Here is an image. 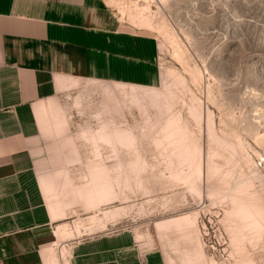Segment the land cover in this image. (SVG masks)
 <instances>
[{"label": "rangeland", "instance_id": "374dc122", "mask_svg": "<svg viewBox=\"0 0 264 264\" xmlns=\"http://www.w3.org/2000/svg\"><path fill=\"white\" fill-rule=\"evenodd\" d=\"M105 1L124 25L157 37L161 82L135 95L83 89L79 105L60 109L63 138L52 147L63 155H46L38 171L63 180L57 226L68 234L50 247L130 231L167 264H264V230L243 246L231 232L243 223L234 201L264 208V0ZM135 4L151 8L150 27L132 24ZM172 118L185 145L175 151Z\"/></svg>", "mask_w": 264, "mask_h": 264}, {"label": "crops", "instance_id": "0c3cea01", "mask_svg": "<svg viewBox=\"0 0 264 264\" xmlns=\"http://www.w3.org/2000/svg\"><path fill=\"white\" fill-rule=\"evenodd\" d=\"M159 53L153 33L124 25L105 0H0V264H51L63 180L38 171L46 155H63L52 147L60 109L83 89L156 88ZM70 263L167 264L130 231L74 240Z\"/></svg>", "mask_w": 264, "mask_h": 264}, {"label": "bare ground", "instance_id": "6f19581e", "mask_svg": "<svg viewBox=\"0 0 264 264\" xmlns=\"http://www.w3.org/2000/svg\"><path fill=\"white\" fill-rule=\"evenodd\" d=\"M135 7H136V9L134 10L135 12L133 11L134 13L131 14L130 17L133 20L135 18H139V21L136 22L134 20L132 22V24L136 26L139 23L141 25H138V26H149L150 27V25H151V23L149 21L150 19L147 18L148 16L147 17L144 16V12L150 11L151 8L148 5H147V7L146 6L140 7V6H138V4H135ZM120 19L121 20L124 19V16L120 17ZM117 86L124 87L126 85L117 84ZM129 87H130L129 91H131L132 95H135L137 88H140V87H136L133 85H131ZM143 89H145V88H143ZM150 89L153 90L155 88H149L148 90H150ZM177 120L178 119L172 118L170 120V124L168 126L169 129L171 130L170 131L171 134L168 135V137L172 139L169 142V145H171L174 148L173 151L179 150L180 147L185 146V145H183V143L180 139L179 133H180L181 128L179 126H177V124H178ZM243 201L242 200L234 201L235 208L232 211V215L234 214L235 216H237L239 221L241 220V223L242 222L243 223H242V225L238 224L236 226L238 228L241 225L240 228H238L235 232L231 231L235 234L239 230V233H241V235H240L241 241L238 240V243L240 242V244L242 246L244 245V241L247 238L250 241L260 238L261 232L264 230V208L261 207L260 204L257 201H254L253 199H247V200H243ZM261 203H263V202H261ZM63 233H64V235H67L68 230L63 229V226L59 227L58 230L56 231V234H57L56 236H62ZM233 238L236 239L235 236ZM238 239H240V238L238 237ZM235 242H237V241H235ZM47 253H48V257H49L51 264H70V260H69L70 259V252H68V250H66V249H62V251H60L59 254H57L56 251L54 250V248L50 247L47 250ZM61 259H64V262L60 263ZM241 264H254V263L251 260H245V261L241 262Z\"/></svg>", "mask_w": 264, "mask_h": 264}]
</instances>
